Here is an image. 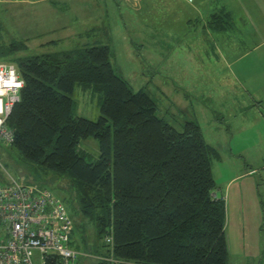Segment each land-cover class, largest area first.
<instances>
[{
	"label": "trees",
	"instance_id": "16d2710c",
	"mask_svg": "<svg viewBox=\"0 0 264 264\" xmlns=\"http://www.w3.org/2000/svg\"><path fill=\"white\" fill-rule=\"evenodd\" d=\"M27 50L25 41H4L0 24V62L23 79L7 121L10 147L28 170L66 180L61 197L75 224L71 245L88 254L82 264H229L226 202L212 170L220 154L199 123L178 130L160 116L148 92L114 71L109 45L21 55ZM78 83L102 96L98 120L75 114ZM87 137L99 141L94 161L79 149ZM84 222L99 238L90 252L76 232Z\"/></svg>",
	"mask_w": 264,
	"mask_h": 264
},
{
	"label": "rangeland",
	"instance_id": "374dc122",
	"mask_svg": "<svg viewBox=\"0 0 264 264\" xmlns=\"http://www.w3.org/2000/svg\"><path fill=\"white\" fill-rule=\"evenodd\" d=\"M2 2L7 0H0ZM88 2L89 10L84 0H36L0 4L3 40L25 41L28 50L21 55L27 56L62 53L92 45H109L114 71L128 82L134 92L144 88L149 91L156 100L159 115L178 130H182L185 122L196 120L207 142L217 148L220 158L212 160L217 184L215 192L220 189L224 196L231 194L226 227L229 264H264V252L261 258L255 255L258 254L261 241L260 233H264L260 230L264 221L261 207V203L264 204V116L256 113L230 85L220 81L201 82L197 76L178 81L171 77L175 75L181 78L174 68L176 63L132 61L133 45L129 44L128 39L139 32L130 26L132 19H127L126 12L121 15L118 13L120 5L121 8H129L127 0ZM256 53L264 56V48ZM204 65L207 69V64ZM221 71L222 68L219 73ZM163 76L170 78L165 79ZM159 87L160 94L157 93ZM73 98L77 116L99 119L102 96L91 86L76 84ZM10 146L2 147L6 153L0 151L2 164L9 174L16 178L25 177L26 180L38 178L34 182L49 187L55 195L65 196L62 187L66 180L52 181L50 174L37 172L32 167L29 171L21 162L22 156ZM79 149L87 155L88 161L99 158L100 146L95 137L81 139ZM241 174L242 177L229 183L233 177ZM236 191H239L237 201ZM85 224V229H76V232L78 236L81 234L80 237L85 236L89 249L86 251L90 252V247L99 238L95 225L91 222ZM242 236L245 239L242 249L250 256L242 253ZM33 259L35 264H41L39 253L36 252ZM91 261L87 260L85 264Z\"/></svg>",
	"mask_w": 264,
	"mask_h": 264
},
{
	"label": "crops",
	"instance_id": "0c3cea01",
	"mask_svg": "<svg viewBox=\"0 0 264 264\" xmlns=\"http://www.w3.org/2000/svg\"><path fill=\"white\" fill-rule=\"evenodd\" d=\"M34 1L36 0L20 2L7 0L0 4ZM127 2L129 8H121L120 5L118 13L121 15L126 12L128 15L126 18L132 19L130 26L139 32L128 39L129 44L133 45L132 61L176 63L174 68L177 70V76L181 78L170 76L178 81L185 77L197 76L201 82L220 81L224 85H230V88L238 91L239 96L253 107L256 113L263 115L260 111L264 109V56L254 52L264 48V0H127ZM84 3L89 10L88 0H84ZM220 68L223 71L219 73ZM170 76L163 77L168 79ZM217 77L219 79H216ZM144 90L149 93L145 88ZM160 91L159 87L157 93L160 94ZM165 94L167 95V88ZM149 95L151 96L150 93ZM153 100L156 102L155 98ZM242 176L243 174L233 177L229 183ZM217 192L215 195L218 198L225 199L228 218L231 194L224 196L220 189ZM238 193L239 191H236V201ZM261 204L264 213V204L263 202ZM260 228L264 231V221ZM263 234L260 233L258 254H255L258 255L257 258L263 257ZM244 241L242 236L241 249ZM242 253L246 256L248 254L243 249Z\"/></svg>",
	"mask_w": 264,
	"mask_h": 264
},
{
	"label": "built area",
	"instance_id": "2783aa9c",
	"mask_svg": "<svg viewBox=\"0 0 264 264\" xmlns=\"http://www.w3.org/2000/svg\"><path fill=\"white\" fill-rule=\"evenodd\" d=\"M22 87L17 66L0 62L1 149L14 142L7 121ZM74 229L62 197L38 182L12 176L0 158V264H35L36 252L41 264H82L88 254L72 247ZM105 240L112 243L113 238L109 234Z\"/></svg>",
	"mask_w": 264,
	"mask_h": 264
}]
</instances>
